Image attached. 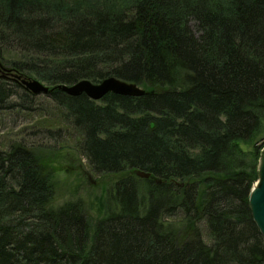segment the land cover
Instances as JSON below:
<instances>
[{
    "label": "trees",
    "instance_id": "16d2710c",
    "mask_svg": "<svg viewBox=\"0 0 264 264\" xmlns=\"http://www.w3.org/2000/svg\"><path fill=\"white\" fill-rule=\"evenodd\" d=\"M0 61L55 88L95 174L129 173L92 229L80 201L52 205L49 164L0 145V264H264V0H0ZM110 77L146 93L56 89ZM15 88L0 113L29 100Z\"/></svg>",
    "mask_w": 264,
    "mask_h": 264
},
{
    "label": "rangeland",
    "instance_id": "374dc122",
    "mask_svg": "<svg viewBox=\"0 0 264 264\" xmlns=\"http://www.w3.org/2000/svg\"><path fill=\"white\" fill-rule=\"evenodd\" d=\"M86 1L91 3L93 0ZM4 67L14 73L12 68L6 65ZM22 75L38 80L32 75ZM8 76L12 80L11 75ZM9 79L6 81H10ZM0 80L1 83L5 79ZM18 86L19 88H15L18 93L25 91L19 84ZM29 95L33 100L30 97L29 100H22L15 96L11 99L15 104L14 108L0 113V145H26L45 164H49L56 184L52 205L59 207L68 202L80 201L93 229L105 215L104 207L108 203L109 190L129 173L95 174L78 150L76 130L63 124L60 111L52 99L45 94Z\"/></svg>",
    "mask_w": 264,
    "mask_h": 264
},
{
    "label": "water",
    "instance_id": "95a60500",
    "mask_svg": "<svg viewBox=\"0 0 264 264\" xmlns=\"http://www.w3.org/2000/svg\"><path fill=\"white\" fill-rule=\"evenodd\" d=\"M10 73L11 69L5 68L0 61V79H9L8 75H11L13 82L19 84L25 91L33 95H47L55 89H50V87L45 86L40 81L28 78L22 74H18L16 72ZM56 89L62 90L71 96L86 94L89 98L95 101L101 100L109 93L135 97L143 96L146 93L141 86L133 83H127L115 77L107 78L97 84L89 80H82L74 85L58 86ZM137 175L146 179L151 177V174L141 171L137 172ZM250 205L254 221L264 237V149L260 159L259 179L251 191Z\"/></svg>",
    "mask_w": 264,
    "mask_h": 264
},
{
    "label": "bare ground",
    "instance_id": "6f19581e",
    "mask_svg": "<svg viewBox=\"0 0 264 264\" xmlns=\"http://www.w3.org/2000/svg\"><path fill=\"white\" fill-rule=\"evenodd\" d=\"M138 176V175H137Z\"/></svg>",
    "mask_w": 264,
    "mask_h": 264
}]
</instances>
